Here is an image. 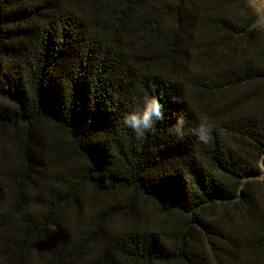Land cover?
Here are the masks:
<instances>
[{"label": "trees", "instance_id": "trees-1", "mask_svg": "<svg viewBox=\"0 0 264 264\" xmlns=\"http://www.w3.org/2000/svg\"><path fill=\"white\" fill-rule=\"evenodd\" d=\"M263 155L249 0H0V264H264Z\"/></svg>", "mask_w": 264, "mask_h": 264}, {"label": "clouds", "instance_id": "clouds-1", "mask_svg": "<svg viewBox=\"0 0 264 264\" xmlns=\"http://www.w3.org/2000/svg\"><path fill=\"white\" fill-rule=\"evenodd\" d=\"M264 5V0H261ZM174 122L168 129L169 134L182 140L187 134L188 121L182 113L174 114ZM168 119L166 109L160 98L156 95H144L139 107L124 112L120 117L123 127L130 129L137 139H143L149 134H154L156 126ZM197 141L207 145L212 140L213 127L209 119L201 118L196 126L191 129Z\"/></svg>", "mask_w": 264, "mask_h": 264}, {"label": "rangeland", "instance_id": "rangeland-1", "mask_svg": "<svg viewBox=\"0 0 264 264\" xmlns=\"http://www.w3.org/2000/svg\"><path fill=\"white\" fill-rule=\"evenodd\" d=\"M249 2L257 13L258 24L264 27V5H262L261 0H249ZM260 166L262 168L261 176H263L264 175V155L261 158Z\"/></svg>", "mask_w": 264, "mask_h": 264}]
</instances>
